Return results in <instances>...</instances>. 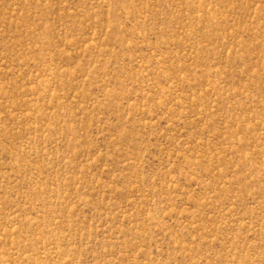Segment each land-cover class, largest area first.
I'll list each match as a JSON object with an SVG mask.
<instances>
[{
	"label": "rangeland",
	"instance_id": "1",
	"mask_svg": "<svg viewBox=\"0 0 264 264\" xmlns=\"http://www.w3.org/2000/svg\"><path fill=\"white\" fill-rule=\"evenodd\" d=\"M0 264H264V0H0Z\"/></svg>",
	"mask_w": 264,
	"mask_h": 264
}]
</instances>
